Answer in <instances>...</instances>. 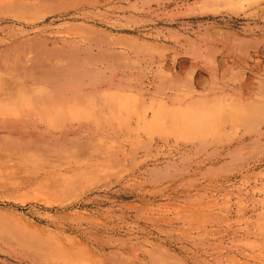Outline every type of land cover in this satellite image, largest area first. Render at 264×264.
I'll return each instance as SVG.
<instances>
[{"label": "rangeland", "instance_id": "rangeland-1", "mask_svg": "<svg viewBox=\"0 0 264 264\" xmlns=\"http://www.w3.org/2000/svg\"><path fill=\"white\" fill-rule=\"evenodd\" d=\"M0 264H264V0H0Z\"/></svg>", "mask_w": 264, "mask_h": 264}]
</instances>
